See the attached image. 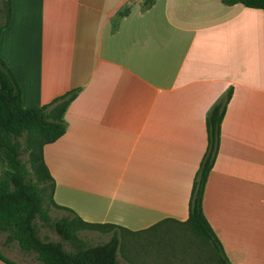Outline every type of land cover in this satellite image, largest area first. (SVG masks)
<instances>
[{
    "label": "crops",
    "instance_id": "crops-1",
    "mask_svg": "<svg viewBox=\"0 0 264 264\" xmlns=\"http://www.w3.org/2000/svg\"><path fill=\"white\" fill-rule=\"evenodd\" d=\"M0 58L23 107L80 87L65 132L43 146L50 197L87 222L120 226L119 235L187 219L206 115L230 91L203 213L230 264H264V9L10 0Z\"/></svg>",
    "mask_w": 264,
    "mask_h": 264
},
{
    "label": "trees",
    "instance_id": "trees-1",
    "mask_svg": "<svg viewBox=\"0 0 264 264\" xmlns=\"http://www.w3.org/2000/svg\"><path fill=\"white\" fill-rule=\"evenodd\" d=\"M227 5L241 3L264 9V0H222ZM10 20V0H0V32ZM73 88L46 104L26 108L21 103V90L13 72L0 58V232L5 241H17L21 250L34 253L41 264H119L120 226L92 223L81 219L67 207L51 204L66 212L51 219L42 206L41 189L52 186L53 178L43 160V146L59 138L67 128L65 113L79 92ZM230 91L220 97L206 115L207 149L193 178L188 202V217L195 231L207 238L217 250L220 264H230L203 213V190L213 165L219 143L220 124ZM27 153L26 160L22 154ZM28 163V166H27ZM52 229L59 240L39 236L36 219ZM93 229L109 233L100 243L89 244L79 234ZM67 243L70 249L64 247ZM6 264H18L0 254Z\"/></svg>",
    "mask_w": 264,
    "mask_h": 264
},
{
    "label": "rangeland",
    "instance_id": "rangeland-1",
    "mask_svg": "<svg viewBox=\"0 0 264 264\" xmlns=\"http://www.w3.org/2000/svg\"><path fill=\"white\" fill-rule=\"evenodd\" d=\"M147 1V0H146ZM151 1V0H148ZM27 153L22 154L26 160ZM28 166V163H27ZM50 183L42 187V206L51 219L65 215L66 212L54 207L50 202ZM36 224L39 236L50 240L60 237L42 219L37 218ZM109 233L101 234L98 230H82L79 236L89 244L104 242ZM6 233L0 232V254L18 264H41L34 253L20 249L16 240L6 242ZM118 261L120 264H220L217 250L204 236L197 233L191 223H162L152 228L146 234H120ZM66 249H70L64 243ZM133 252L142 255L137 260H129L127 254Z\"/></svg>",
    "mask_w": 264,
    "mask_h": 264
}]
</instances>
